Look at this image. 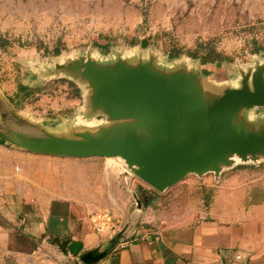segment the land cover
<instances>
[{
  "label": "crops",
  "instance_id": "0c3cea01",
  "mask_svg": "<svg viewBox=\"0 0 264 264\" xmlns=\"http://www.w3.org/2000/svg\"><path fill=\"white\" fill-rule=\"evenodd\" d=\"M103 212L113 218L108 232L97 228ZM121 231L96 264H264V162L218 180L189 176L160 194L103 158L38 156L0 142V264H78Z\"/></svg>",
  "mask_w": 264,
  "mask_h": 264
},
{
  "label": "water",
  "instance_id": "95a60500",
  "mask_svg": "<svg viewBox=\"0 0 264 264\" xmlns=\"http://www.w3.org/2000/svg\"><path fill=\"white\" fill-rule=\"evenodd\" d=\"M90 90L79 126L50 129L0 107V140L38 156L120 159L126 171L164 194L189 176L200 179L264 162V62L241 71L236 85L194 65H164L158 55L102 62L80 56L55 64ZM0 100H2L0 96ZM100 116L103 120L94 124ZM90 120V121H89ZM138 208L142 200L133 194ZM121 231L78 264H96L121 242ZM66 253V243L61 244Z\"/></svg>",
  "mask_w": 264,
  "mask_h": 264
},
{
  "label": "rangeland",
  "instance_id": "374dc122",
  "mask_svg": "<svg viewBox=\"0 0 264 264\" xmlns=\"http://www.w3.org/2000/svg\"><path fill=\"white\" fill-rule=\"evenodd\" d=\"M151 53L236 85L264 62V0H0V107L50 129L86 124L89 88L55 64Z\"/></svg>",
  "mask_w": 264,
  "mask_h": 264
},
{
  "label": "built area",
  "instance_id": "2783aa9c",
  "mask_svg": "<svg viewBox=\"0 0 264 264\" xmlns=\"http://www.w3.org/2000/svg\"><path fill=\"white\" fill-rule=\"evenodd\" d=\"M96 223L99 231L108 232L111 230L113 218L110 213L103 212L97 215Z\"/></svg>",
  "mask_w": 264,
  "mask_h": 264
},
{
  "label": "trees",
  "instance_id": "16d2710c",
  "mask_svg": "<svg viewBox=\"0 0 264 264\" xmlns=\"http://www.w3.org/2000/svg\"><path fill=\"white\" fill-rule=\"evenodd\" d=\"M194 58H197L196 56H194ZM1 143H5L3 140H0Z\"/></svg>",
  "mask_w": 264,
  "mask_h": 264
}]
</instances>
